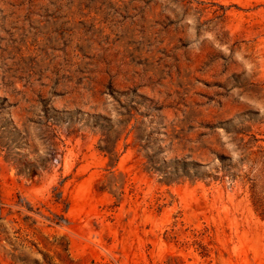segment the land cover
Returning a JSON list of instances; mask_svg holds the SVG:
<instances>
[{"label":"rangeland","instance_id":"rangeland-1","mask_svg":"<svg viewBox=\"0 0 264 264\" xmlns=\"http://www.w3.org/2000/svg\"><path fill=\"white\" fill-rule=\"evenodd\" d=\"M0 264H264V0H0Z\"/></svg>","mask_w":264,"mask_h":264}]
</instances>
